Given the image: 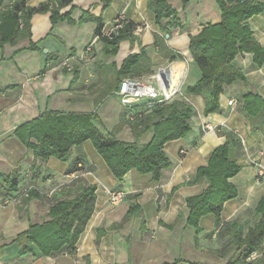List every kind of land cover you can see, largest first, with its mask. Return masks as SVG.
Masks as SVG:
<instances>
[{"label": "crops", "instance_id": "obj_1", "mask_svg": "<svg viewBox=\"0 0 264 264\" xmlns=\"http://www.w3.org/2000/svg\"><path fill=\"white\" fill-rule=\"evenodd\" d=\"M47 1L54 0H28L27 5L36 7ZM259 1L264 5V0ZM168 3L181 23L163 31L148 9L147 0H113L103 10L98 0H73L74 8L66 6L60 13L70 10L69 18L74 22L65 19L51 24L49 13L33 14L30 41L36 44V49L28 48L29 39L0 47L1 264H225L234 250L225 256L216 252L231 239L222 224L236 221L252 226L258 220L256 206L264 196V135L252 132L239 110L237 96L244 86L240 82L227 85L219 98L221 111L207 115L203 114L201 96L182 92L199 78V69L189 55V36L204 24L220 20L217 3L215 0H168ZM85 9L101 15L103 33L110 32L117 17L137 23L136 40H122L115 55L105 56L102 42L94 36L96 24L78 22ZM248 23L255 39L264 46V11L250 17ZM155 36L158 41L163 38V51L155 44ZM141 46L151 60L152 69L164 70L172 85L179 83L180 94L195 109L189 134L164 144L171 165L163 170L158 182L135 170L118 181L90 140L71 147L65 160L40 159L14 136L17 125L47 109L96 112L98 128L111 130L119 122L123 109L116 92L107 94L97 104L94 99L99 95L101 81L111 77L107 66L114 63L119 67L128 54L138 52ZM171 56L176 57L170 59ZM232 64L242 72L250 88L264 98V63L258 66L251 53L242 52L233 58ZM140 81L150 83L152 75L141 76ZM222 131L233 132L241 145L237 155L240 169L230 178L237 195L223 203L218 225L214 214H206L199 219V232L195 233L186 222L185 199L199 194L206 182H183L190 180L199 166L206 165L212 150L224 142ZM117 137L132 140L128 126H122ZM149 137L147 134L143 140ZM75 165L80 170L69 173ZM8 175L17 177L16 190H8V182L1 179ZM73 181L96 187L94 209L77 239L75 251L64 249L45 256L33 247L32 252L19 255V246L14 242L16 235L31 223L41 222L52 204L51 195ZM29 189L39 196L24 201ZM113 191L124 193L115 205L109 203V193ZM131 204L138 206V211L132 214Z\"/></svg>", "mask_w": 264, "mask_h": 264}, {"label": "trees", "instance_id": "obj_2", "mask_svg": "<svg viewBox=\"0 0 264 264\" xmlns=\"http://www.w3.org/2000/svg\"><path fill=\"white\" fill-rule=\"evenodd\" d=\"M98 1L103 10L113 0ZM215 1L220 20L204 24L196 34L189 36V55L199 69V78L183 88L182 92L201 96L204 102L203 114L207 115L221 111L219 98L227 85L242 83L244 90L237 96L239 110L247 118L250 130L264 135V98L250 88L245 76L232 64L233 58L242 52L251 53L256 65L264 63V46L255 39L248 23L250 17L264 11V5L259 0ZM27 2L28 0H0V47L29 39L28 48L36 49V44L30 41V20L33 14L49 13L51 24L65 19L74 22L69 18V11L74 8L73 0L47 1L36 7L27 5ZM69 5L68 12L60 13L62 8ZM147 7L154 13L155 22L161 30L180 26L177 12L169 5L168 0H147ZM84 21L96 24L94 36L102 42L105 56L115 55L122 40H136L134 32L137 23L131 20L117 17L108 33H103L104 21L101 15H94L89 9L82 10L78 19V22ZM162 40L160 38L158 41L155 36V44L161 51L165 48ZM175 57L171 56L170 59ZM151 65L143 46L138 52L128 54L119 67L114 63L109 64L107 69L111 70V77L101 81L99 95L94 99L95 104L107 94L117 92L122 80L129 78L140 81L141 76L157 73L156 68L152 69ZM180 91L181 88L172 97L161 102L150 104L148 100L142 99L123 105L119 122L111 130L98 128L96 112L75 113L47 109L37 117L17 125L13 134L23 146L33 151L35 158L40 159L55 157L65 160L71 147L90 140L118 181H122L127 172L135 170L139 174L150 175L152 181L158 182L163 170L171 165V160L163 149L164 144L186 137L191 131V118L195 115L194 107ZM124 125L130 129L132 140L118 139L117 133ZM221 133L225 138L224 142L212 150L206 165L199 166L191 179L183 182H206L199 194L185 199L188 209L186 222L193 227L195 233L199 232V219L206 214H214L215 224L218 225L223 203L237 195L230 178L240 169L237 163L240 141L231 131ZM147 134L150 137L144 141ZM78 170L80 167L75 165L68 172ZM1 179L8 182V190H16L15 175L1 176ZM95 188L93 184L73 181L54 192L49 198L52 204L45 218L39 223H31L16 235L14 242L19 246V255L32 252L33 247L38 250V254L45 256L64 249L75 251L77 239L94 209ZM34 194L29 189L23 200L39 196ZM135 211H138V206L131 204L129 213ZM256 214L258 220L252 226L236 221L222 224L221 228L229 231L231 239L216 252L225 256L234 250L225 264H264V196L257 203ZM252 252H258L260 256L247 259Z\"/></svg>", "mask_w": 264, "mask_h": 264}, {"label": "built area", "instance_id": "obj_3", "mask_svg": "<svg viewBox=\"0 0 264 264\" xmlns=\"http://www.w3.org/2000/svg\"><path fill=\"white\" fill-rule=\"evenodd\" d=\"M150 83L141 82L135 79H124L120 82L116 92L122 105H129L132 102L146 99L151 102H161L172 97L179 91V83L172 85L164 70L159 69L152 75ZM124 197L122 191L109 193V203L115 205ZM259 256L258 252H252L247 259L252 260ZM1 264V263H0Z\"/></svg>", "mask_w": 264, "mask_h": 264}, {"label": "rangeland", "instance_id": "obj_4", "mask_svg": "<svg viewBox=\"0 0 264 264\" xmlns=\"http://www.w3.org/2000/svg\"><path fill=\"white\" fill-rule=\"evenodd\" d=\"M39 214H40L39 217L41 218V215H42V214H41V213H39ZM35 219L37 220V217H36V216H35Z\"/></svg>", "mask_w": 264, "mask_h": 264}, {"label": "water", "instance_id": "obj_5", "mask_svg": "<svg viewBox=\"0 0 264 264\" xmlns=\"http://www.w3.org/2000/svg\"><path fill=\"white\" fill-rule=\"evenodd\" d=\"M44 52H46L45 49H44Z\"/></svg>", "mask_w": 264, "mask_h": 264}]
</instances>
